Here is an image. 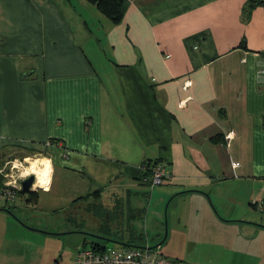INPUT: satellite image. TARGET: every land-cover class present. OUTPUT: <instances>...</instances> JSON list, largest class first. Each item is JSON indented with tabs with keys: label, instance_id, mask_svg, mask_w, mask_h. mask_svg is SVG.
<instances>
[{
	"label": "crops",
	"instance_id": "crops-1",
	"mask_svg": "<svg viewBox=\"0 0 264 264\" xmlns=\"http://www.w3.org/2000/svg\"><path fill=\"white\" fill-rule=\"evenodd\" d=\"M258 1L123 0L114 23L87 0H0V166L51 164L47 191L35 178L0 209V264H74L93 241L138 240H178L151 247L171 264H220L229 232L264 229ZM157 161L171 176L152 186ZM24 194L70 222L12 219Z\"/></svg>",
	"mask_w": 264,
	"mask_h": 264
},
{
	"label": "rangeland",
	"instance_id": "rangeland-1",
	"mask_svg": "<svg viewBox=\"0 0 264 264\" xmlns=\"http://www.w3.org/2000/svg\"><path fill=\"white\" fill-rule=\"evenodd\" d=\"M24 154H26V153H23L22 155H20L18 157L19 160H22L21 156H24ZM43 155L44 154H39V155H36L34 157L32 156V157L33 158H43L44 157ZM43 162L44 161H42L40 163H43ZM33 164H35V166L37 165L36 162H34ZM33 164L30 165L29 168H31L33 166ZM25 165H28V164H25ZM58 175H59V173H57V178H58ZM45 194L46 193H44L43 191H40V194H39V197H40V199H42L43 203H44V201L47 200ZM28 195L29 194H27V195L24 194V195L19 196V199H18L19 203L17 201L18 206L13 207V211L15 212V214H12V216H13L12 219L19 220V218H18V216H19L23 220L25 219L27 221H33L34 223H36L38 221H42L44 223L49 222V223H53L55 226H58V225L59 226H65L66 225L65 222L66 223L70 222L69 220L67 221V219L65 220V214L66 213L64 211H59L57 213V212H53L52 210H49L47 208L48 207L47 202L41 207H38L39 205L34 206L33 204H31V206L27 205L24 202V200L26 199V196H28ZM147 196L148 197L150 196V191L147 192L146 198H147ZM17 197H18V195H17ZM57 198L58 197H55L54 199H57ZM107 198H108L107 196L103 197L104 202H105V200H107ZM146 198L143 197L142 193H140L139 197L136 194L135 196L132 197V200L133 199H139V205L142 206L143 208H146V207L148 208V205L150 206V203L148 202V199H146ZM63 199H65V198H62L61 200H63ZM5 203L6 202L4 200L0 201V209H3L4 207L6 209L8 208L4 205ZM252 207L255 210H257V212L259 214L261 213V211L259 209H257L256 206H252ZM97 208H99L98 205H97ZM165 209H166V206H165ZM9 214H10L9 212L4 213V212L0 211V226L5 225V222H7V220L9 219V217H8V216H10ZM83 214H85V213H83ZM261 214L264 215V213H261ZM85 218H87V214H85ZM150 220H151V218L149 216V221ZM164 221L166 223V217L164 218ZM70 225L75 226V222L69 224V226ZM229 233H231V237L228 240H235V245L227 244L228 245L227 250L226 251L223 249L221 250L222 253L219 256H221V258L226 263L216 259V261L218 263L230 264L229 260L227 261L226 255H228V258H235L236 257L235 254H240L239 260L242 261V264H264V229H263V227H260V229L256 230L254 233H252L250 235L246 234V235L241 236V237H239V236L237 237V233H236V235L234 234V232H229ZM162 241L163 240H150L149 246L150 247H156V249H157V245L160 244ZM190 241L193 242L194 240H190ZM138 242L140 243L139 245H142V246L147 245L146 240H138ZM71 245L72 244L70 243V246ZM161 246L163 247L164 252H167V251L168 252H174L176 250H179V247H180L178 240H173L171 242H169V240H168L167 242L163 243ZM161 246H159V247H161ZM185 248H187V247H185ZM193 248L194 247H192L191 249H193ZM213 257H215V256H213ZM205 259L210 262L212 257L210 255H206Z\"/></svg>",
	"mask_w": 264,
	"mask_h": 264
},
{
	"label": "built area",
	"instance_id": "built-area-1",
	"mask_svg": "<svg viewBox=\"0 0 264 264\" xmlns=\"http://www.w3.org/2000/svg\"><path fill=\"white\" fill-rule=\"evenodd\" d=\"M259 72L264 74V68ZM227 137L231 138V134H228ZM25 164H29L26 159H14L8 161L4 166H0V176L4 178L3 186L0 187V201L15 200L22 189L21 181L34 174L26 170L28 165ZM151 173L150 183L152 186L163 184L171 176V172L164 162H156ZM35 178L37 181L36 175ZM255 206L260 211H264V192ZM74 264H171V262L154 248L135 246L126 250L113 248H107L104 251L92 248L80 249Z\"/></svg>",
	"mask_w": 264,
	"mask_h": 264
},
{
	"label": "trees",
	"instance_id": "trees-1",
	"mask_svg": "<svg viewBox=\"0 0 264 264\" xmlns=\"http://www.w3.org/2000/svg\"><path fill=\"white\" fill-rule=\"evenodd\" d=\"M87 1L92 3V4H94V5H96L98 7V9L104 15H106L108 18H110L114 23H117V22H119L121 20L122 15H123V11H122V2H123V0H87ZM250 3H251V6H254L256 3H261V1L250 0ZM2 186H3V177L0 176V187H2ZM28 192H32V191L30 190ZM21 193L23 194V193H26V192L21 191ZM165 242H166V240L163 241V243H165ZM128 244L131 245L130 243H128ZM92 245H93V248L95 250H98V251H104V250L107 249L104 246L103 243H100V242H97V241H93ZM136 246L137 247H142V245H136ZM131 247H133V246H131ZM165 258H167V257H165Z\"/></svg>",
	"mask_w": 264,
	"mask_h": 264
},
{
	"label": "clouds",
	"instance_id": "clouds-1",
	"mask_svg": "<svg viewBox=\"0 0 264 264\" xmlns=\"http://www.w3.org/2000/svg\"><path fill=\"white\" fill-rule=\"evenodd\" d=\"M44 164H45V167H44V170H43V173H42V177H41V179L39 181V184H40L41 187L44 188L45 191H47L48 187H49V185L51 183V176H50L51 164L48 161H45ZM35 167H36L35 164H33L32 171H35ZM25 174H27V173H25Z\"/></svg>",
	"mask_w": 264,
	"mask_h": 264
},
{
	"label": "water",
	"instance_id": "water-1",
	"mask_svg": "<svg viewBox=\"0 0 264 264\" xmlns=\"http://www.w3.org/2000/svg\"><path fill=\"white\" fill-rule=\"evenodd\" d=\"M34 183H35V175L32 174L21 181V184H22L21 190L24 192H28L32 190Z\"/></svg>",
	"mask_w": 264,
	"mask_h": 264
},
{
	"label": "bare ground",
	"instance_id": "bare-ground-1",
	"mask_svg": "<svg viewBox=\"0 0 264 264\" xmlns=\"http://www.w3.org/2000/svg\"><path fill=\"white\" fill-rule=\"evenodd\" d=\"M44 167H45L44 163H39V165L37 167H35V171H32V167L31 168H29V167L27 168L28 172H32V173H34L37 176V182L36 183H37L38 186H40L39 181H40V179L42 177V173H43Z\"/></svg>",
	"mask_w": 264,
	"mask_h": 264
}]
</instances>
